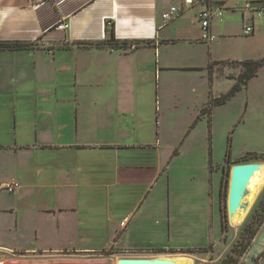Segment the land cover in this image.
<instances>
[{
  "label": "crops",
  "instance_id": "obj_1",
  "mask_svg": "<svg viewBox=\"0 0 264 264\" xmlns=\"http://www.w3.org/2000/svg\"><path fill=\"white\" fill-rule=\"evenodd\" d=\"M211 2L224 13L239 12L243 28L252 25L255 33L259 18L251 12L234 10L230 0ZM180 3L0 0V42L34 44L0 51V256L37 262L64 252L185 251L198 246L175 245L173 234H190L204 223L208 234L220 193L211 159L199 180L192 174L178 188L167 167L180 153L164 165L160 128L155 138L156 125L143 117L154 90L161 91L162 61L167 70L177 64V57L162 59L163 45L171 52L181 41L202 42L211 52L218 40H201V5L164 23L162 15ZM252 3L262 7L264 0ZM60 24L67 28L57 29ZM192 30L198 37L188 36ZM222 31L224 39L232 37L227 25ZM111 34L127 48L104 45ZM215 63H208L210 88L216 78L233 87L241 66L232 67H240L237 76L226 77L228 69ZM232 87L220 95L211 90L204 108ZM203 115L210 127L211 112Z\"/></svg>",
  "mask_w": 264,
  "mask_h": 264
},
{
  "label": "rangeland",
  "instance_id": "obj_2",
  "mask_svg": "<svg viewBox=\"0 0 264 264\" xmlns=\"http://www.w3.org/2000/svg\"><path fill=\"white\" fill-rule=\"evenodd\" d=\"M230 2L241 4V0H230ZM226 25L232 37L224 39L225 34L222 30ZM255 26L256 31L253 35L244 36L241 14L224 13L222 21L213 25L214 28L219 29V32L214 33L218 40L214 41L215 48L213 46L211 52L208 51V44L202 42L198 45H187L181 41L172 47L174 50L171 52H166L167 48L163 45L162 59L170 58L172 61V58L177 57V64L171 65V69L167 70L162 61L161 91L154 90L152 104L143 109L144 119L150 121L153 126L156 125L155 138L157 133L159 136L160 132L157 128H160L164 165L167 164L170 156L174 157L175 150L180 153L168 163L167 170L170 172L172 184L176 182L178 188L183 184L187 186V178L192 174L196 178L198 173L205 171L209 158L212 167L216 170V188L219 186V180L221 186L218 200L219 216L216 213L209 223L208 234L204 223L202 229L194 230L190 234L172 235L175 245L181 243L186 247L198 246L195 248L201 250L156 254L142 252L108 254L111 251L109 250L94 256L64 252L40 259L36 257L33 261L37 262H29L30 259L23 262L13 256L2 254L0 264H114L117 258L159 255L187 256L191 258L192 264H220L229 257L235 260V264H264V186L256 194L241 222L235 226L228 223V188H223L225 185L223 179L228 178L233 165L249 162L264 163L262 159L264 157V16L255 20ZM198 35L195 30L188 33L192 38ZM210 59L217 62L213 67L218 70H225L227 73L228 69L229 73L226 77H235L240 72V67L232 68L235 67L234 60L257 61L261 66L257 75L252 77L246 86H242L241 91L223 105L211 110L209 127L207 115L201 113L208 104L209 92L213 90L215 95L226 93L234 83L227 78L221 80L216 78L214 87L210 88L208 76ZM153 86L156 87L155 83ZM227 156L228 160H226ZM195 182L193 180V183ZM223 222L224 231H222ZM99 238L102 239L101 235ZM236 248L244 251L242 256H238V252L234 251Z\"/></svg>",
  "mask_w": 264,
  "mask_h": 264
},
{
  "label": "water",
  "instance_id": "obj_3",
  "mask_svg": "<svg viewBox=\"0 0 264 264\" xmlns=\"http://www.w3.org/2000/svg\"><path fill=\"white\" fill-rule=\"evenodd\" d=\"M261 166V162H249L235 164L231 167L227 198L229 224L233 220H240L247 213L255 196V190L249 187L250 180L260 170ZM183 257L177 255L143 258L123 257L118 258L116 264H181L182 259H186L192 264L191 258Z\"/></svg>",
  "mask_w": 264,
  "mask_h": 264
},
{
  "label": "built area",
  "instance_id": "obj_4",
  "mask_svg": "<svg viewBox=\"0 0 264 264\" xmlns=\"http://www.w3.org/2000/svg\"><path fill=\"white\" fill-rule=\"evenodd\" d=\"M53 5H58L63 0H48ZM179 5H173L162 15L164 23L173 21L176 17L180 16L184 12L190 10L193 6L201 5L203 9L197 13L196 17L200 23L201 28V40L203 42H212L216 37L211 31V24L214 19L219 22L222 21L225 8L221 5H216L211 0H180ZM234 10L244 12H251L254 16L261 19L264 16V5L262 7H254L252 0H241V4H234ZM66 24H60L57 29L65 30ZM254 34V28L252 25L244 26L243 35L250 36ZM133 49V47H131ZM17 187V184L7 186V190L12 192Z\"/></svg>",
  "mask_w": 264,
  "mask_h": 264
},
{
  "label": "trees",
  "instance_id": "obj_5",
  "mask_svg": "<svg viewBox=\"0 0 264 264\" xmlns=\"http://www.w3.org/2000/svg\"><path fill=\"white\" fill-rule=\"evenodd\" d=\"M104 45H108L109 47L113 48V49H124L127 48V43H119L111 34L110 38L103 43ZM101 44V45H103ZM98 45V44H97ZM34 47V44L32 43H23V42H0V51L1 50H23V49H31ZM234 65H238L241 66V73L238 76V78L236 79V83L235 85L232 87V89L225 95L220 96L219 98L216 99H212L209 102V105L207 108H204L202 110V115L203 114H210V110L213 106H219V105H223L224 103H226L230 98H232L241 88L242 86H246L248 84V81L257 75L258 70L261 66L260 62L257 61H242V62H234ZM177 150H175L173 152V156L177 155ZM228 156L226 158V160H228ZM262 159L264 160V157H262ZM229 173H228V178L225 180L223 179L225 185L223 186V188H228L229 185ZM223 182H221L222 184ZM221 188V186H220ZM225 229V223L223 222L222 224V231H224ZM255 234V233H253ZM250 238V237H249ZM247 248L245 247L244 250H246ZM193 250H201L200 248H189L186 249L187 252H193ZM238 248H236L234 251L238 252V256H242L244 251L242 252L241 250H239ZM115 252L109 251L108 254H113ZM235 260H232L231 257H229L228 259H224L220 264H235Z\"/></svg>",
  "mask_w": 264,
  "mask_h": 264
},
{
  "label": "bare ground",
  "instance_id": "obj_6",
  "mask_svg": "<svg viewBox=\"0 0 264 264\" xmlns=\"http://www.w3.org/2000/svg\"><path fill=\"white\" fill-rule=\"evenodd\" d=\"M263 186H264V163H262L260 170L258 172H256L254 174V176L251 178L250 184H249V187L251 189L255 190V196L259 192V190L261 188H263ZM255 196H254V198H255ZM254 198H253V200H254ZM253 200H252V202H253ZM242 219L243 218H241L240 220H233V222L230 225H233V226L238 225ZM180 257H183V256H180ZM117 260H118V258L115 260L114 264L117 263ZM181 264H190V261H188L186 259H182Z\"/></svg>",
  "mask_w": 264,
  "mask_h": 264
}]
</instances>
